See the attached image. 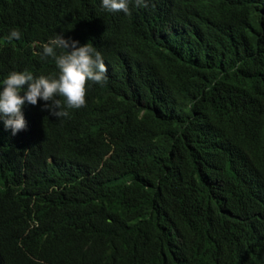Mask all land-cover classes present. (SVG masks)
Masks as SVG:
<instances>
[{"label": "trees", "instance_id": "trees-1", "mask_svg": "<svg viewBox=\"0 0 264 264\" xmlns=\"http://www.w3.org/2000/svg\"><path fill=\"white\" fill-rule=\"evenodd\" d=\"M146 3L0 0V89L58 76V34L107 67L68 118L0 120V264H264V0Z\"/></svg>", "mask_w": 264, "mask_h": 264}, {"label": "clouds", "instance_id": "clouds-1", "mask_svg": "<svg viewBox=\"0 0 264 264\" xmlns=\"http://www.w3.org/2000/svg\"><path fill=\"white\" fill-rule=\"evenodd\" d=\"M130 0H102V8L110 13L129 14ZM137 6L147 7L146 0H134ZM21 33L13 29L7 39L19 40ZM41 59L52 58L58 76L35 77L28 70L13 71L3 80L0 89V120L12 135L25 130L26 121L22 112L25 103L36 106L44 101V109L59 118L70 117V111L86 106L89 81L103 85L107 67L102 55L91 44L80 45L79 41L58 34L42 45ZM57 49L61 50L59 54Z\"/></svg>", "mask_w": 264, "mask_h": 264}]
</instances>
